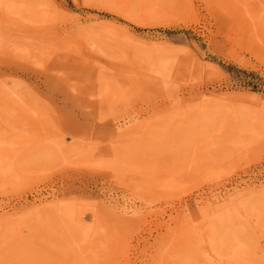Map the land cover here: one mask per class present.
<instances>
[{"label":"rangeland","instance_id":"374dc122","mask_svg":"<svg viewBox=\"0 0 264 264\" xmlns=\"http://www.w3.org/2000/svg\"><path fill=\"white\" fill-rule=\"evenodd\" d=\"M2 139L0 264H264V0H0Z\"/></svg>","mask_w":264,"mask_h":264},{"label":"bare ground","instance_id":"6f19581e","mask_svg":"<svg viewBox=\"0 0 264 264\" xmlns=\"http://www.w3.org/2000/svg\"><path fill=\"white\" fill-rule=\"evenodd\" d=\"M39 68L40 69H44L45 68V64L44 63H41V64H39ZM164 69H165V67H161L160 69H157V70H155L156 71V74L155 75H152V77L154 78V80H149V78H147V81L149 82V83H152V85L154 86L155 84H164L165 82H166V79H165V77L167 78V77H170V75L171 74H173L174 73V71L172 70V71H170V72H164ZM157 81V82H156ZM65 82V81H64ZM66 83V82H65ZM68 84V83H67ZM150 86V85H149ZM257 98H260L261 96L259 95V94H257V93H255L254 94ZM36 97H37V95H36ZM38 99V98H37ZM34 100H36V99H34ZM31 101L33 102V100H32V98H31ZM82 107H84V108H87V105L86 104H84V105H82ZM88 108H89V106H88ZM38 110L39 111H42L43 113H49L50 112V108L48 107V106H46V105H43V104H41L39 107H38ZM50 114V113H49ZM55 120V119H54ZM124 124L125 123H119V122H117V123H115V125H116V129L118 130V131H120L122 128H123V126H124ZM45 128H46V133H45V135L47 136V137H49V136H52V135H54L55 134V132L54 131H50L51 129L50 128H48L49 126H44ZM5 140V139H4ZM3 139L0 141V148L4 145V144H6L5 143V141H4ZM101 152V149H99V150H95V149H90V150H87V151H85V152H83V154H81V156H80V158L82 159V160H87L88 158H92L94 155H96L97 153H100ZM79 167H81V168H84V170H91V169H94V171H97V169H95L94 167H92L90 164H80L79 165ZM11 168H12V166H11V164H10V161H8V160H5L2 156H1V154H0V174H7L8 172H11ZM237 188H238V185L237 186H235V187H233V188H231L233 191H234V193L237 191ZM221 193H223V192H219L218 194H213L212 196H211V198H208V200L209 201H211V203H213V204H216L217 206H223V205H225L226 204V202H224V201H226V199H225V197H227V196H232L233 195V193H231V191L230 190H226L225 192H224V194H221ZM47 199H48V197L46 196V197H40L39 198V201H40V204H37L36 202H34L33 203V206H38V205H41L42 203H45V202H47ZM111 201V203H114L115 205H119V201L117 200V199H111L110 200ZM202 202V201H201ZM76 203V202H75ZM124 206H125V204H123ZM90 208V207H89ZM89 208H88V205H87V209L86 210H89ZM2 209L3 208H1L0 207V211H2ZM137 211V209H136V207L133 205V204H131L129 207H127L125 210H124V213L125 214H127V213H130V212H136ZM6 216H8L7 215V213L6 212H2V213H0V218H2V217H6ZM173 220V216H172V214L170 215V221H172ZM244 246H245V243L244 242H239L238 243V251H237V254L239 255V256H241V254L243 253V252H245L246 251V249L244 248ZM210 253V252H209ZM65 260V258H63V261Z\"/></svg>","mask_w":264,"mask_h":264}]
</instances>
